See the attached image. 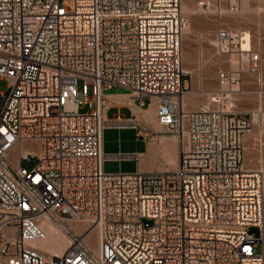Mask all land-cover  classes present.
Instances as JSON below:
<instances>
[{"label": "built area", "instance_id": "built-area-1", "mask_svg": "<svg viewBox=\"0 0 264 264\" xmlns=\"http://www.w3.org/2000/svg\"><path fill=\"white\" fill-rule=\"evenodd\" d=\"M241 9L228 0L226 12ZM189 24L182 0H0V264H264V171L245 166L244 147L264 111L232 103L261 55L219 28L214 46L238 67L219 69L222 89L191 110ZM115 88L154 103L160 130L108 119L105 91ZM126 126L146 142L174 135L178 166L108 168L140 159L104 152L105 129ZM45 220L69 238L60 255L32 244L47 237Z\"/></svg>", "mask_w": 264, "mask_h": 264}, {"label": "rangeland", "instance_id": "rangeland-1", "mask_svg": "<svg viewBox=\"0 0 264 264\" xmlns=\"http://www.w3.org/2000/svg\"><path fill=\"white\" fill-rule=\"evenodd\" d=\"M185 1L190 3V0H182V5ZM199 1L191 0L192 10H183L190 22L184 35V68L187 67L190 70L188 74L193 91L188 97L187 106L191 107L197 103L200 105L211 103V97L222 89L217 78L218 70L238 67L236 54L220 55L214 46L216 31L219 28H228L244 35L247 31L250 34L252 50L260 53L262 59L258 73L245 67L241 92L232 95L235 110L249 112L254 108H262L264 111V0H248V6L242 3V9L238 13L226 12L228 0H206L213 6L210 12L201 11L198 6ZM82 86L83 82L79 79L78 88L81 90ZM7 90L8 81L0 79V91ZM88 110V104L81 105V113ZM106 134L108 136L109 131ZM125 137L130 142L145 143V141L137 138L134 133L127 132ZM112 139H114L112 134L107 137L108 142ZM138 146L136 143L134 147ZM109 147V144L106 145L107 150ZM244 147L245 166L248 169L259 168L264 171V122L246 136ZM134 160L125 159L120 171L122 173L135 172L137 161ZM24 164L26 165V163ZM250 230L260 235L261 230L258 227H252ZM96 235L95 231L90 234L89 243L91 245H96L94 241ZM51 242L55 243V248L65 244V240L61 237ZM257 251H261V246L258 247Z\"/></svg>", "mask_w": 264, "mask_h": 264}, {"label": "crops", "instance_id": "crops-1", "mask_svg": "<svg viewBox=\"0 0 264 264\" xmlns=\"http://www.w3.org/2000/svg\"><path fill=\"white\" fill-rule=\"evenodd\" d=\"M105 95L108 99V107L105 112L108 119L114 120L117 117H121L124 120L133 121L135 124H144L156 130H160V125L156 119L154 103H151L147 108L141 107L135 94L122 88L107 90L105 91ZM199 107L200 104L197 103L191 105L189 109L194 110ZM107 131H109L108 136L112 134V137H114V139L109 142L107 140ZM127 132L135 134L136 128L134 126H126L120 129L116 127L106 128L104 131V152L111 154H137L140 159L139 161L135 159L137 161L136 171L139 170L141 172H166L174 170L178 166L179 145L174 135L163 134L149 142H146L143 138H139L140 140L145 141L144 143L130 142L129 140H126L125 134ZM136 143L139 145L138 147H134ZM108 144L110 147L107 150L106 145ZM124 160L125 159H121L119 164L117 161H108L106 166L112 168L114 171H118L119 168L121 169Z\"/></svg>", "mask_w": 264, "mask_h": 264}, {"label": "bare ground", "instance_id": "bare-ground-1", "mask_svg": "<svg viewBox=\"0 0 264 264\" xmlns=\"http://www.w3.org/2000/svg\"><path fill=\"white\" fill-rule=\"evenodd\" d=\"M242 3L246 6L248 4V0H243ZM182 9L192 10V6L189 2L185 1L182 5ZM243 47L245 49L251 48V38H250V34L247 31L245 33V39L243 40ZM185 68H186L185 71L187 73L190 72V70L187 67ZM149 114H150V111H149ZM42 227L46 231L47 237L43 240H37V241L32 242L33 246H35L36 248H38L39 250L43 251L44 253L50 256H57V255L62 254V252L69 246L70 241L67 235L64 233V231L61 228L55 226L52 222L48 220L43 221ZM77 229L81 230L82 226L78 225ZM59 237L65 240V244L61 245L59 248H55V243L51 241L56 240ZM94 241L96 245L95 246L92 245V246L95 249H97L98 243H99L98 234L96 235Z\"/></svg>", "mask_w": 264, "mask_h": 264}]
</instances>
